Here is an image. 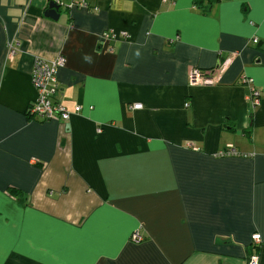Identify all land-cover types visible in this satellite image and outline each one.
<instances>
[{
	"label": "crops",
	"instance_id": "obj_1",
	"mask_svg": "<svg viewBox=\"0 0 264 264\" xmlns=\"http://www.w3.org/2000/svg\"><path fill=\"white\" fill-rule=\"evenodd\" d=\"M204 7L0 0V264H264V0ZM60 54L71 119H31L34 63Z\"/></svg>",
	"mask_w": 264,
	"mask_h": 264
},
{
	"label": "built area",
	"instance_id": "obj_2",
	"mask_svg": "<svg viewBox=\"0 0 264 264\" xmlns=\"http://www.w3.org/2000/svg\"><path fill=\"white\" fill-rule=\"evenodd\" d=\"M81 6H86L85 3H81ZM127 33L123 32L117 34L113 31H107L102 34L101 39L104 40H115L117 38L127 37ZM254 44L259 43V39H253ZM17 48L14 42H10L8 45V58L12 59L16 54ZM67 60L65 56L58 55L56 59L52 61H46L44 59H36L34 67L31 74V81L34 88L37 91V99L30 105L28 109V116L31 119L38 120H53L57 119L60 121H69L72 116L70 112L61 102L58 100V94L60 90L59 81H58V72L60 69L66 66ZM224 72V68L219 67L213 72L210 71L205 73L200 69H192L190 72V81L192 84H206L213 82L214 76L220 77ZM241 83L246 85L250 90L249 100L252 103L253 107L256 109L261 104V92L255 87L254 82L249 77H242ZM140 105H136L134 109L140 108ZM80 107L75 109L74 113H78ZM236 154V151L232 148L225 149L220 151L219 155H233ZM253 247L256 248L261 243V235L255 234L252 237ZM132 241L134 243H140L143 241V236L140 231H135L132 235ZM248 264H260V258L257 254H253L249 260Z\"/></svg>",
	"mask_w": 264,
	"mask_h": 264
},
{
	"label": "water",
	"instance_id": "obj_3",
	"mask_svg": "<svg viewBox=\"0 0 264 264\" xmlns=\"http://www.w3.org/2000/svg\"><path fill=\"white\" fill-rule=\"evenodd\" d=\"M60 8L61 6L58 5V3H56L55 1H52L49 5L48 10L45 13V16L52 20L58 21L60 18V13H59Z\"/></svg>",
	"mask_w": 264,
	"mask_h": 264
},
{
	"label": "trees",
	"instance_id": "obj_4",
	"mask_svg": "<svg viewBox=\"0 0 264 264\" xmlns=\"http://www.w3.org/2000/svg\"><path fill=\"white\" fill-rule=\"evenodd\" d=\"M207 2H208V7H204L205 9H207V8H209V7H211L213 4H214V2L216 1V0H206ZM205 2V0H195V4L197 5V6H199V7H202V4ZM13 192V193H12ZM10 194H12L13 196L14 195H17L18 193L17 192H15V191H12Z\"/></svg>",
	"mask_w": 264,
	"mask_h": 264
}]
</instances>
